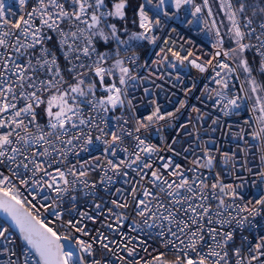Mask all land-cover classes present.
Instances as JSON below:
<instances>
[{"label":"snow or ice","instance_id":"obj_1","mask_svg":"<svg viewBox=\"0 0 264 264\" xmlns=\"http://www.w3.org/2000/svg\"><path fill=\"white\" fill-rule=\"evenodd\" d=\"M218 2L234 44L227 50L210 0H141L135 7L131 0H16L23 15L14 20L7 17L17 14L6 13L0 0V213L5 217L0 258L5 264H264V96L259 95L264 86L246 57L254 51L264 73V6ZM174 23L213 33L211 57L177 51L170 38ZM145 45L159 50L155 59L141 63L137 49ZM188 65L209 73L216 88L205 85L202 97L218 114L193 106L196 115L188 122L193 131L183 132L191 138L188 146L182 153L172 147L180 131L166 144L173 156L184 155L190 165L185 167L159 155L161 149L145 135L160 132V122L176 113L161 114L151 100L152 111L140 117L135 101L141 89L142 99L153 94L146 84L161 87L156 84L164 78L161 68L176 72ZM237 68L249 88L241 82L234 92L229 82ZM175 79L179 82L180 75ZM249 91L256 98L255 127L244 120L237 131L228 119L252 98ZM185 107L181 101L176 112ZM217 133L236 141L244 159L224 151ZM249 135L259 142L255 171L247 161ZM218 163L238 182L224 183L217 172L209 183ZM241 171L255 177L254 199L241 191L246 183ZM88 222L99 226L89 230ZM237 232L240 243L234 246Z\"/></svg>","mask_w":264,"mask_h":264},{"label":"built area","instance_id":"obj_2","mask_svg":"<svg viewBox=\"0 0 264 264\" xmlns=\"http://www.w3.org/2000/svg\"><path fill=\"white\" fill-rule=\"evenodd\" d=\"M4 2L6 13L15 12L17 14L16 16L9 15L7 18L14 20L18 19L19 15H23V13L18 7V4L16 3V0H4ZM212 19L215 20L214 16L212 17ZM258 23L259 22H257V24ZM172 26L176 28V32L171 33L170 38L176 42L175 49L177 51H181L184 55L187 54L184 50L192 51L196 56H199L201 60L210 58L211 55L215 52V49L212 45L216 42V38L213 33L201 31L202 26H184L179 23H174L172 24ZM217 28L219 30L218 25ZM165 38L169 37L166 35ZM221 39L223 40L224 50L229 49L225 46V38L222 36V34ZM251 42L255 43L254 40ZM181 45H183V49H181ZM158 50V48H153L150 45H145L142 49H137V52L140 55V62L144 63L145 61H151L155 59L156 57L154 56V53ZM248 53L260 59V57L254 51H249ZM129 55H132V52H129ZM60 62L61 66L65 67V62L63 61L62 56L60 57ZM229 64H231L233 67L236 66L235 62L231 60L229 61ZM167 73H172V75L167 76ZM144 74L147 75V72H145ZM160 74L164 76L163 79L156 80V84L161 85L160 88H156L153 84L145 85L146 87H149L153 93L152 95L148 96L147 99L141 98L143 96L142 89L136 93V113L140 117L150 114L153 108V106L149 104V101L151 100L156 101V104L160 107L161 114L166 116L169 112L176 113L174 119H166L165 121L160 122L162 125H164L160 132H157L156 129H152L150 132L145 133V135L148 136L150 143L155 144L158 148L161 149L159 155L165 157H172V159L176 163L182 164L185 167H189L190 165L188 164V161L184 159V155L182 154L179 156H173V153L168 151L166 144L171 143L172 138L177 137V132L180 131L181 135L177 137L178 143L172 145V147L175 148L176 152L182 153L183 148L188 146L186 141L190 140L191 138L184 136L183 132L193 131L191 124L188 123L189 119H194L196 115V113L192 111L193 106L199 107L201 111H206L210 115L218 114L214 112L212 108V102L206 99L205 97H202V92L204 90L205 85H208L210 88H216V85L210 81L209 73L201 74L196 69L191 68L190 65H188L187 68L178 67V70L176 72H173L172 69L161 68ZM176 75H180L181 77V80L179 82H177L175 79ZM232 75L233 79L230 80L229 86L232 87L234 85V92H239L242 82L239 68H237ZM235 77H239V79H236ZM188 88H192V91L186 95L185 92ZM240 94L243 95V93ZM197 97H201V99H203V103L201 102V99H197ZM181 101L185 102L186 107L184 109H181L180 112H176V109L180 107ZM252 107L253 104L251 103V100H246L242 102L241 109L239 110V115L231 116L228 119V123L232 124L237 131H239V126L243 125L244 120H251L253 123V127H255L254 117L258 114L257 112L252 113ZM182 124H188V128L180 129V125ZM131 126L132 125H130V127ZM204 126L207 127V124H205ZM245 128L248 132H251L252 130L251 128H247V126H245ZM201 135L204 136L205 139L207 138L205 133L202 132ZM161 137H163V140L161 139ZM216 139L224 151H232L239 153V149L236 147V141H233L227 137H223L219 133L216 134ZM246 139L248 141L246 147L249 148V155L247 157V161L249 166L253 167V170L255 171L260 165L259 152L256 148L259 142L253 141L250 135L247 136ZM239 143L243 145L242 141ZM239 155L241 157V160H243V153H239ZM229 168H231V165H229ZM217 172L221 174L224 183L238 182L235 181L231 175H225L223 166L218 163L216 169L212 172L211 176H209V183L212 182ZM238 174L243 175L246 179L245 186L243 189H241L244 194V197L254 199L255 196L259 194V189H254L251 186V181L255 179V177L243 171L239 172ZM205 175H207V172H205ZM100 195L104 196V193L101 192ZM104 198L108 199V197L106 196ZM236 203H240V201H236ZM41 211L43 210L41 209ZM43 215L46 219H54V217H51L48 213H43ZM98 226L99 225H92L91 222H88L89 230ZM124 231H127V227L124 229ZM132 235H135V233H132ZM149 243L154 244L155 247L159 248L158 242L150 240ZM239 243L240 234L239 232H237L236 245L234 246L239 245ZM0 264H5V258H0Z\"/></svg>","mask_w":264,"mask_h":264},{"label":"rangeland","instance_id":"obj_3","mask_svg":"<svg viewBox=\"0 0 264 264\" xmlns=\"http://www.w3.org/2000/svg\"><path fill=\"white\" fill-rule=\"evenodd\" d=\"M210 6H211V8H212V11H213V13H214V18H215V20H216V23H217V25H218V27H219V30H220V32H221V34H222V36L225 38V46H226V48H231V47H234V44L232 43V41L229 39V35H228V32H227V29H228V27H229V21L227 20V18L223 15V13H221L220 11H219V2H218V0H210ZM129 27H131V26H129ZM142 49V48H141ZM235 62V64L237 63L236 61H234ZM253 67V76L255 77V79H256V70H258L259 71V66L257 67V69L254 67V66H252ZM239 71H240V74H241V79H242V82H244V86H245V88L247 89V88H249V86L247 85V83H246V78H245V74L243 73V71L241 70V69H239ZM256 81H257V79H256ZM257 83H258V81H257ZM258 85H259V83H258ZM248 95L249 96H252V94H251V92L249 91L248 92ZM259 95L260 96H262V94H261V92L259 93ZM255 96H252V98L250 99L251 100V103L254 105L255 104ZM257 114H258V112H257Z\"/></svg>","mask_w":264,"mask_h":264},{"label":"trees","instance_id":"obj_4","mask_svg":"<svg viewBox=\"0 0 264 264\" xmlns=\"http://www.w3.org/2000/svg\"><path fill=\"white\" fill-rule=\"evenodd\" d=\"M139 2H141V0H131V4H132L133 7H135V5H136L137 3H139ZM248 3H249V4H252L253 6H255V5H261V6H264V0H248ZM251 14H252L251 12L248 13V15H251ZM131 17H132V9L130 8V9H129V19H131ZM257 22H259V20H257ZM129 26L132 27L131 24H129ZM246 57H247V59H248L250 62H252V66H254V67L257 69V67L259 66V61H260V59H258V58H256V57L252 56V55H251L250 53H248V52L246 53ZM256 71H257V72L255 73V74H256V79H257L259 85L264 86V73H262V72H260V71H258V70H256ZM261 94H262V96H264V90L261 91Z\"/></svg>","mask_w":264,"mask_h":264},{"label":"water","instance_id":"obj_5","mask_svg":"<svg viewBox=\"0 0 264 264\" xmlns=\"http://www.w3.org/2000/svg\"><path fill=\"white\" fill-rule=\"evenodd\" d=\"M3 219H5L4 214L0 213V220H3Z\"/></svg>","mask_w":264,"mask_h":264}]
</instances>
